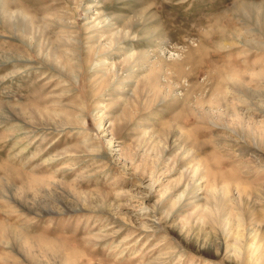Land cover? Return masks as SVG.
Listing matches in <instances>:
<instances>
[{
	"label": "rangeland",
	"instance_id": "obj_1",
	"mask_svg": "<svg viewBox=\"0 0 264 264\" xmlns=\"http://www.w3.org/2000/svg\"><path fill=\"white\" fill-rule=\"evenodd\" d=\"M0 264H264V0H0Z\"/></svg>",
	"mask_w": 264,
	"mask_h": 264
}]
</instances>
